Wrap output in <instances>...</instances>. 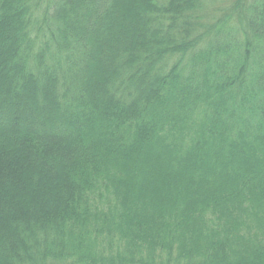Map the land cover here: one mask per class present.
<instances>
[{
	"label": "trees",
	"instance_id": "obj_1",
	"mask_svg": "<svg viewBox=\"0 0 264 264\" xmlns=\"http://www.w3.org/2000/svg\"><path fill=\"white\" fill-rule=\"evenodd\" d=\"M0 264H264V0H0Z\"/></svg>",
	"mask_w": 264,
	"mask_h": 264
}]
</instances>
